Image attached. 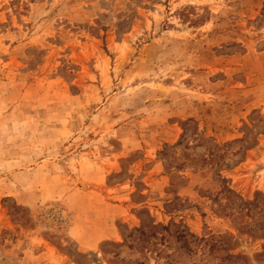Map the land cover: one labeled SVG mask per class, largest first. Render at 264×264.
<instances>
[{"label": "rangeland", "instance_id": "obj_1", "mask_svg": "<svg viewBox=\"0 0 264 264\" xmlns=\"http://www.w3.org/2000/svg\"><path fill=\"white\" fill-rule=\"evenodd\" d=\"M0 264H264V0H0Z\"/></svg>", "mask_w": 264, "mask_h": 264}]
</instances>
